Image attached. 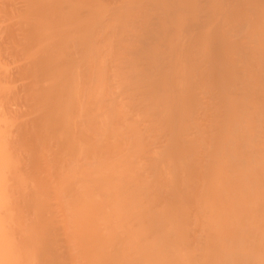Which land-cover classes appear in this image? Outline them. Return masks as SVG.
Returning <instances> with one entry per match:
<instances>
[{
  "label": "bare ground",
  "instance_id": "bare-ground-1",
  "mask_svg": "<svg viewBox=\"0 0 264 264\" xmlns=\"http://www.w3.org/2000/svg\"><path fill=\"white\" fill-rule=\"evenodd\" d=\"M0 264H264V0H0Z\"/></svg>",
  "mask_w": 264,
  "mask_h": 264
}]
</instances>
